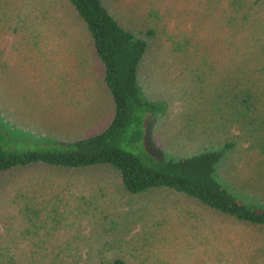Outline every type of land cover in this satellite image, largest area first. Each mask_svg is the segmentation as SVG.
I'll list each match as a JSON object with an SVG mask.
<instances>
[{
    "label": "trees",
    "instance_id": "obj_1",
    "mask_svg": "<svg viewBox=\"0 0 264 264\" xmlns=\"http://www.w3.org/2000/svg\"><path fill=\"white\" fill-rule=\"evenodd\" d=\"M224 1L222 18L215 24L219 31L185 33L172 40V52L176 58H200L208 65L206 74L224 66L229 74L223 73L213 105L217 102L223 111L221 119L230 123L233 137L237 130L246 137L249 156L263 171L264 96L258 89L262 74L257 76L263 70L250 67L264 59V15H258L259 0ZM59 6L65 22L83 30L86 46L79 52L86 55L85 50L98 65L112 115L97 133L66 143L20 144L0 127V201L23 211L28 230L17 239L19 245L1 249L0 264H134L140 245H153L156 234L174 222L150 214L145 218L140 205L132 209L126 199L140 202L157 195L173 198L175 205L168 210L198 206L202 219L191 217L195 226L214 220L228 223V228L264 230V208L247 203L232 192H239L235 183H226L225 164H220L236 149L233 141L187 158L161 157L150 143L149 152L126 148L142 141L145 117L159 108L143 101L139 87L140 66L158 35L155 28L135 32L124 27L104 0H59ZM74 92L78 100L66 101L79 102L87 91L78 87ZM220 167L224 182L218 177ZM99 169L107 171L106 182L70 180L73 173L92 175ZM231 254L229 248L222 257Z\"/></svg>",
    "mask_w": 264,
    "mask_h": 264
},
{
    "label": "rangeland",
    "instance_id": "obj_2",
    "mask_svg": "<svg viewBox=\"0 0 264 264\" xmlns=\"http://www.w3.org/2000/svg\"><path fill=\"white\" fill-rule=\"evenodd\" d=\"M223 1L104 0L124 27L139 32L152 26L158 33L140 66L139 87L143 101L159 108L145 117L142 141L136 148H126L146 152L150 143L151 150L161 157L187 158L216 151L224 142L233 141L236 149L220 164H225L226 183H235L239 192H232L247 203L264 208L263 166L250 158L248 141L241 131H235V137L229 133L230 123L221 119L223 111L217 109V102L213 105L220 79L229 73L222 66V71L206 74L208 65L200 58H176L172 52V40L185 33L194 31L203 36L219 31L215 24L222 18ZM259 4L258 15H264V0ZM68 24L59 0H0V127L20 144L66 143L90 136L112 115V106L105 100L107 93L101 89L98 65L85 50L86 55L79 52L86 46L83 30L79 24ZM251 64L252 70H263L257 76L262 74L258 89L264 96V59ZM78 87H86L87 92L76 102L74 89ZM67 97L76 101H66ZM93 173H73L70 180L83 183L86 178H103L106 182V170ZM218 177L225 179L222 170ZM243 190L246 194L241 195ZM163 198L126 199L132 209L140 205L139 212L145 218L150 214L174 222L156 234L153 245L135 247L134 264H264L263 229L228 228V223L217 225L214 220L195 226L197 222L191 217L202 219L198 206L168 210L175 202L171 197ZM18 210L0 201V251L19 245L17 239L28 234L25 214L20 209L19 215ZM161 234L168 238H161ZM230 237L234 240L231 243ZM229 248L232 254L222 257Z\"/></svg>",
    "mask_w": 264,
    "mask_h": 264
}]
</instances>
